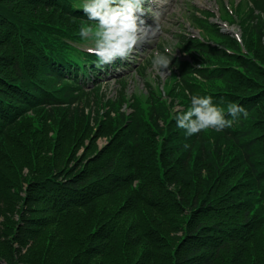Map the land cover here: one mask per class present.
I'll return each mask as SVG.
<instances>
[{
	"label": "trees",
	"instance_id": "1",
	"mask_svg": "<svg viewBox=\"0 0 264 264\" xmlns=\"http://www.w3.org/2000/svg\"><path fill=\"white\" fill-rule=\"evenodd\" d=\"M247 1L256 29L264 0ZM83 2L0 0V264H264V46L244 41L242 54L177 34L190 57L237 63L197 66L174 50L182 111L210 95L225 114L230 103L248 112L187 136L174 101L148 87L147 115L112 114L120 102L99 112L86 80L97 87L110 64L97 68L80 45L81 24L92 23ZM218 79L225 86L213 87Z\"/></svg>",
	"mask_w": 264,
	"mask_h": 264
},
{
	"label": "rangeland",
	"instance_id": "2",
	"mask_svg": "<svg viewBox=\"0 0 264 264\" xmlns=\"http://www.w3.org/2000/svg\"><path fill=\"white\" fill-rule=\"evenodd\" d=\"M246 2L247 0H156V2L145 0V12L142 19L147 25L154 27V15L156 24L159 26L158 34L152 43H143L127 59H119L120 64L106 68V74L102 71L97 87L91 84V80H86L89 87L95 88L93 90L95 97L103 99L102 103L97 104L99 112L103 114L109 110L110 102H120L122 106L118 103L113 104L114 112L112 114H116L118 108L119 111L127 114L137 109L147 115L150 112L147 87L151 88L156 96L160 95L161 99L166 100L167 103L174 101L173 105L175 106L169 108L171 111H182L184 106L181 104L180 95L178 94L173 99V94L181 91L180 86L177 85L176 72L170 66V72L168 69H164L167 74L158 73L152 64L155 53L161 49L163 52L165 48L171 51L177 49L178 52L175 53L177 56L184 57L189 62L194 60L197 66L229 65L236 67L235 61L205 55L202 52H192L190 57L184 51L179 50L176 45V37L180 32H190L191 35L207 41L208 44L223 46L229 50H240L242 54L245 51L244 41L257 50L264 46V25L258 21L253 25L256 26V29L251 28V11ZM193 14L198 19L203 15L210 17L209 21L216 25L220 31L228 34V37L237 41L236 46L238 47L229 45V39L222 40L213 32L208 34L206 31H202L200 26L192 22ZM258 14L263 18L261 13ZM80 45L87 49L92 46L90 42L86 41L81 42ZM260 59L263 60L264 57L260 56ZM114 62L116 63V60ZM122 77L125 78V83L121 85L119 81ZM196 80L199 82V79L196 78ZM223 86H225L224 81L218 79L214 82L213 87L222 88ZM87 110H91V107H87ZM91 113L93 115L94 112ZM95 142L101 148L107 144V138L100 135ZM82 150L83 147L79 149L78 153H81ZM23 172H28L27 167L23 168ZM1 262L4 263V261Z\"/></svg>",
	"mask_w": 264,
	"mask_h": 264
},
{
	"label": "clouds",
	"instance_id": "3",
	"mask_svg": "<svg viewBox=\"0 0 264 264\" xmlns=\"http://www.w3.org/2000/svg\"><path fill=\"white\" fill-rule=\"evenodd\" d=\"M145 0H84L81 9L92 23L81 24L79 37L91 43L88 51L94 55L96 67L111 64L117 59H127L139 45L152 43L158 34L155 26L147 25L142 19ZM156 2V0H153ZM151 11V9H148ZM174 51L165 48L157 51L152 60L156 71L165 75L164 69L171 71ZM247 118L246 109L236 103L227 106V113L219 108L210 95H192L191 105L186 111L174 114L173 119L179 129L192 136L206 129L217 132L231 128L233 119ZM227 117H231L229 119ZM188 147L187 144L184 146Z\"/></svg>",
	"mask_w": 264,
	"mask_h": 264
}]
</instances>
